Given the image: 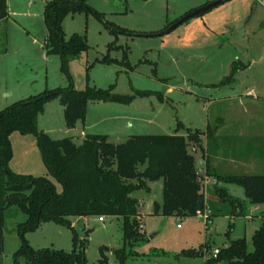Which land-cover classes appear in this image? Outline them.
Returning <instances> with one entry per match:
<instances>
[{"label": "rangeland", "instance_id": "374dc122", "mask_svg": "<svg viewBox=\"0 0 264 264\" xmlns=\"http://www.w3.org/2000/svg\"><path fill=\"white\" fill-rule=\"evenodd\" d=\"M49 1L9 0L12 16L5 23L7 42L0 38V50L5 44L7 47L6 52L0 51V110L22 98L70 83L61 69L60 55L47 52L45 47L48 28L44 12ZM198 1L88 0L90 7L104 14V19L88 11L64 18L65 39L79 33L86 37L89 45L68 62L75 87L85 89L90 85L136 95L130 103L90 100L89 121L85 125L78 121L73 134L82 135L85 127L89 128L87 131H112L116 134L110 141L123 143L129 133L185 135L187 128L206 130L209 123L216 131L213 133L215 139L210 138V141L206 135L202 139L218 166L216 171L264 173V24L261 25L264 13L260 11L264 8V0H251L254 7L259 8L255 13L251 4L247 12L244 11L246 0H228L209 13L193 17L169 33L161 34L170 22L184 15V8ZM238 7L239 11H234ZM211 14L217 16L216 23L220 22L212 27L215 33L205 27ZM110 23L128 32L112 34ZM105 57L110 61H101ZM233 64L237 67L235 80L221 84ZM243 65L246 67L242 68ZM251 89L253 91L247 94ZM98 102H106L99 116L96 110L93 112ZM112 112L126 113L134 118L120 125L113 119H102L110 118ZM42 113L38 123L40 130L49 127L47 133L55 139L69 136L64 107L58 97L48 100ZM49 118H52L51 126ZM78 136L75 141L79 143L81 136ZM10 138L13 147L11 170L47 176L61 192L62 185L48 173L35 136L14 131ZM194 146H190V152L196 156L197 164L204 166L203 149L198 145L193 149ZM25 168L23 172L20 170ZM146 183L147 187L132 193L139 200L140 225H143L146 239L128 245L132 254L127 264H207L206 260L212 256L209 250L222 247L228 241L230 222L234 224L231 238L245 237L248 250H254L252 236L261 225L259 212L255 217H250V210L245 216L233 218L220 214L213 217L209 227L205 218L197 215H155V204L163 202V179ZM228 187L233 195L245 197L243 187L235 184ZM26 218L15 206L6 210L7 244L2 264H15V252L22 244L17 224ZM74 219L78 237L88 239V262L97 264L100 247L106 245L109 264H116L114 249L125 243L122 219L115 216H104L103 222L98 216ZM85 225L86 231L95 229L87 235L83 230ZM25 237L35 249H73L72 229L53 221L41 223ZM206 243L209 246H205ZM200 247H203V256H177L182 250ZM19 264L28 262L21 256Z\"/></svg>", "mask_w": 264, "mask_h": 264}, {"label": "trees", "instance_id": "16d2710c", "mask_svg": "<svg viewBox=\"0 0 264 264\" xmlns=\"http://www.w3.org/2000/svg\"><path fill=\"white\" fill-rule=\"evenodd\" d=\"M82 11L92 12L99 19L105 17L90 7L88 0H51L44 12L48 28L45 47L47 52L60 55L61 69L67 74L70 83L22 98L0 110V254L5 249L6 210L15 206L27 216L17 224L22 244L15 252V264H19L21 256L26 258L28 264H90L86 256L88 239L78 237L72 220L74 217L89 216H115L122 219L125 243L115 248L114 253L116 264H127L132 254L128 245L146 239L138 219L139 200L132 193L147 187V180L163 179V202L155 204V215L196 216L198 211L209 206L211 212L205 221L207 227L213 217L220 214L232 218L245 216L248 203L264 206V173H222L210 167L212 154L209 153V146L205 149L202 139L204 135L210 141V138L212 141L215 139L213 133L216 131L214 128L212 130L210 124L206 130L187 128L185 135L133 134L123 143H114L107 134L102 133H88L78 143L70 136L52 138L49 133L39 129V116L46 102L55 97L60 99L64 107V118L69 129L74 128L78 121L86 119L90 100L130 103L136 97L134 94L115 93L111 88L101 89L90 85L85 89L75 87L68 62L89 45L86 37L79 33H74L66 40L63 20L69 14ZM9 14L8 1L0 0V21L7 19ZM109 28L115 35L118 31L128 32L114 23H110ZM0 51L6 52V45ZM101 61L110 59L105 57ZM236 71L237 67L233 64L221 84L233 82ZM14 131L35 136L48 173L62 185L61 192L47 176L19 174L11 170L13 147L10 137ZM191 145L203 149L207 173L216 181L209 185L215 200L210 201L204 192L203 176L198 171L196 156L190 152ZM229 184L243 187L245 199L231 194L227 187ZM260 217L261 225L252 236L253 251L248 250L245 237L231 238L234 224L230 222L228 241L206 263L264 264V208ZM50 221L72 229L74 237L71 251L49 247L35 249L26 239L27 232ZM202 248L185 249L177 256H203ZM108 250L106 245L100 247L97 264H109Z\"/></svg>", "mask_w": 264, "mask_h": 264}, {"label": "crops", "instance_id": "0c3cea01", "mask_svg": "<svg viewBox=\"0 0 264 264\" xmlns=\"http://www.w3.org/2000/svg\"><path fill=\"white\" fill-rule=\"evenodd\" d=\"M8 1V6H9V0H7ZM209 0H200V1H198V3H196V5H193V4H195V3H192L191 5H188L186 8H184L183 10H185L184 11V13L183 14H185L186 12H188L190 9H194V8H196V7H194V6H202V5H204V4H206L207 2H208ZM212 1V0H211ZM247 1V5L246 6H244V11H246L247 12V10H248V7L250 6V4H251V10H252V12L253 13H255L256 12V10L257 9H259L258 8V6H256V7H254V4H252V1L251 0H246ZM227 2V1H226ZM256 2V1H255ZM225 3V2H224ZM263 4V7H264V3H262ZM191 6H193V7H191ZM239 8L240 7H238L237 9H235L234 11H239ZM218 9H220V8H218ZM261 9H264V8H261ZM260 9V11H262L263 13H264V11L263 10H261ZM215 11V10H214ZM9 17L7 18V19H5V20H1L0 21V38H3L5 41L7 40V33H6V22H7V20H9L10 18H11V16H12V13L10 12V8H9ZM209 13V12H208ZM210 13H214L213 11L211 12L210 11ZM212 16H208L209 18H207V20H206V29H208V31H212L213 33H215V31L212 29V27H214L215 28V26H218V23H220L219 21H218V23H216L215 22V20L217 19V16H215V14H211ZM235 15H236V12H235ZM238 17V19H239V17H241L240 16V14L237 16ZM264 18V17H263ZM263 18H262V20H263ZM264 24V21H262V24L261 25H263ZM47 37V36H46ZM7 42V41H6ZM6 45V44H5ZM6 51H7V47H6ZM3 52V51H2ZM251 91H253V89H251V90H248L247 91V94H250L251 93ZM106 102H98V104H96L97 106H94V108H93V112L96 110L97 111V113H98V116L104 111V109L106 108V106H104V105H106L105 104ZM114 107H116V106H114ZM101 109V110H100ZM114 109V108H113ZM43 114V113H42ZM42 114H40V116H39V119H38V123H40V120H41V118H42ZM112 114V116L110 117V118H108V117H104V118H102V119H104V120H106V121H111V119H113V120H115V121H118V125H120L119 123H123V122H129V119L130 118H134V117H131L129 114H126V113H121V114H115V113H111ZM89 116H91V114H90V108H89V106H88V111H87V115H86V119L84 120V121H82V123L85 125V124H87L88 123V121H89ZM51 119L52 118H49V126H51ZM133 123L131 122V124L130 125H132ZM209 124V123H208ZM208 124H207V126H208ZM77 126V125H76ZM74 127V128H71V129H69L68 128V131H69V136L70 137H73L74 138V140H75V138H76V136H78V135H76V134H73V132H75L76 130H77V127ZM207 128V127H206ZM46 132H50L49 131V127H47V128H45L44 129ZM87 130H89V128L88 129H86V127H85V130H83L82 131V135H79L78 137H80L81 139V141L83 140V138L85 137V135L86 134H88V133H102V132H98V131H87ZM202 130V129H201ZM102 134H107L108 136H109V139L111 138V136L113 135V134H116V132H112V131H105L104 133H102ZM130 135H133V133H129V135H127L128 137L130 136ZM205 136V135H204ZM203 136V137H204ZM127 140V139H126ZM80 141V142H81ZM77 142V141H76ZM203 155V154H202ZM217 155H219V154H217ZM203 157V156H202ZM11 162V161H10ZM204 164H205V166H206V160L204 159V162H203ZM210 167L211 168H213V169H218V166L216 165V162H214L212 159H211V161H210ZM13 170V169H12ZM22 172L24 171V170H27L26 168L25 169H20ZM21 171H19V172H21ZM48 171V170H47ZM28 172V171H27ZM212 178H214L212 175H210ZM227 187H228V185H227ZM211 188V187H210ZM149 189V188H148ZM228 189H229V191H230V188L228 187ZM231 193V192H230ZM232 194V193H231ZM234 196H236V195H234ZM239 197V196H238ZM241 198V197H240ZM244 199H245V197H244ZM209 200L211 201V200H215V195L213 194V192H211V189H209ZM263 208H264V206L263 205H260V204H257V205H252V204H249L248 203V208H247V211L248 210H250V217H255V215H257L256 214V212H259V213H261L262 212V210H263ZM86 218H88V217H77V219H86ZM138 219H139V221L141 220V213L139 212V215H138ZM98 220H99V216H98ZM100 221V220H99ZM103 221H105V219L103 220ZM102 221V222H103ZM74 222H76V219H74V221H73V224H74ZM178 226L180 227V225L178 224ZM87 227H86V225L83 227V230L84 231H86L85 229H86ZM95 229V227L94 228H92V231ZM88 230H91V229H88ZM87 230V231H88ZM91 231V232H92ZM6 244H7V237H6V232H5V249H6ZM217 248H220V247H217ZM5 249H4V253H5ZM4 253L3 254H0V264H2L3 263V259H4ZM208 260V259H207ZM206 260V261H207ZM220 263V262H219ZM225 264H228V263H226V262H224Z\"/></svg>", "mask_w": 264, "mask_h": 264}, {"label": "built area", "instance_id": "2783aa9c", "mask_svg": "<svg viewBox=\"0 0 264 264\" xmlns=\"http://www.w3.org/2000/svg\"><path fill=\"white\" fill-rule=\"evenodd\" d=\"M45 43H46V40H45ZM193 149H195V146L193 147ZM203 162H204V158H203ZM198 171L203 176L202 177L203 178L202 180H203L204 192H205V194L208 197V195H209V185L210 184H214L216 181H215L214 178H212L207 173L205 164H204V166L198 165ZM210 212H211V209H210L209 206H207L204 210L198 211L197 216H200V217L205 218L204 220L206 221V219H207L208 215L210 214ZM99 220L100 221H103L104 220V216H99ZM140 228L142 229L143 228V225H140ZM219 251H220V248H215L214 250L210 249L209 250V253H212V256H216L219 253Z\"/></svg>", "mask_w": 264, "mask_h": 264}, {"label": "water", "instance_id": "95a60500", "mask_svg": "<svg viewBox=\"0 0 264 264\" xmlns=\"http://www.w3.org/2000/svg\"><path fill=\"white\" fill-rule=\"evenodd\" d=\"M228 0H212L190 12L185 13L184 15H182L180 18H178L175 22H173L165 31L161 32V34H165V33H169L171 30H173L174 28L178 27L179 25L183 24L184 22H186L187 20L195 17L196 15H198L199 13H202L206 10H209L211 8H214L224 2H226ZM91 230L86 231V234L88 235Z\"/></svg>", "mask_w": 264, "mask_h": 264}]
</instances>
